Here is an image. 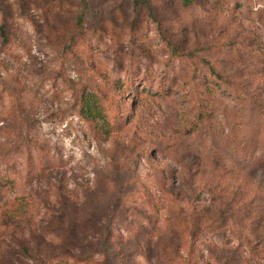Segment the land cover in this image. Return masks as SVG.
Segmentation results:
<instances>
[{"label": "rangeland", "instance_id": "374dc122", "mask_svg": "<svg viewBox=\"0 0 264 264\" xmlns=\"http://www.w3.org/2000/svg\"><path fill=\"white\" fill-rule=\"evenodd\" d=\"M0 173V264H264V0H0Z\"/></svg>", "mask_w": 264, "mask_h": 264}, {"label": "trees", "instance_id": "16d2710c", "mask_svg": "<svg viewBox=\"0 0 264 264\" xmlns=\"http://www.w3.org/2000/svg\"><path fill=\"white\" fill-rule=\"evenodd\" d=\"M80 115L85 120L96 121L98 123V127L106 133H108L112 128L110 121L106 118L104 109L98 97H96V95L92 92L88 91L84 94ZM13 184L14 179L0 173V194L7 188L8 185L12 186Z\"/></svg>", "mask_w": 264, "mask_h": 264}]
</instances>
